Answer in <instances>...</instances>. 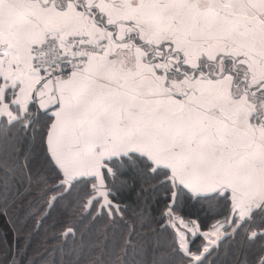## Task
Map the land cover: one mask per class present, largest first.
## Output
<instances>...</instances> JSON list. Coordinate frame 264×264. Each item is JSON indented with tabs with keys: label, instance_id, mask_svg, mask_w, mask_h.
<instances>
[{
	"label": "snow or ice",
	"instance_id": "snow-or-ice-1",
	"mask_svg": "<svg viewBox=\"0 0 264 264\" xmlns=\"http://www.w3.org/2000/svg\"><path fill=\"white\" fill-rule=\"evenodd\" d=\"M58 210L76 264L98 219L128 229L113 264H264V0H0V217Z\"/></svg>",
	"mask_w": 264,
	"mask_h": 264
},
{
	"label": "trees",
	"instance_id": "trees-1",
	"mask_svg": "<svg viewBox=\"0 0 264 264\" xmlns=\"http://www.w3.org/2000/svg\"><path fill=\"white\" fill-rule=\"evenodd\" d=\"M131 184L132 181H129ZM140 185L125 188L118 193L122 204L130 205V214L126 216L128 224H136L137 239H149L152 229L158 226L160 213L163 211L166 201L162 194L155 196L142 195L138 198ZM147 195V194H146ZM132 209L143 212L149 224L141 227ZM186 222L196 221L199 224L200 235L190 239L194 241L193 247L203 243L202 233L207 231L213 222V217L195 204H186L180 213ZM75 217L62 216L60 211L52 215L43 223L37 224L36 219H25L23 215H13L10 219L0 217V264H76L77 257L69 253V246L62 245L57 234L62 230V221ZM80 232L85 241V247L79 257V264H89L90 261L99 260L102 264H113L120 255L123 245V237L128 233L127 228L108 227L107 219H98L94 224L86 221L81 225ZM57 237V238H54ZM171 238V232L163 233V239L167 242ZM235 246L230 249H222L217 257L216 264H233ZM133 260L128 256L129 264Z\"/></svg>",
	"mask_w": 264,
	"mask_h": 264
},
{
	"label": "rangeland",
	"instance_id": "rangeland-1",
	"mask_svg": "<svg viewBox=\"0 0 264 264\" xmlns=\"http://www.w3.org/2000/svg\"><path fill=\"white\" fill-rule=\"evenodd\" d=\"M189 227H192V225H191V224H189ZM189 235H191V234L189 233Z\"/></svg>",
	"mask_w": 264,
	"mask_h": 264
}]
</instances>
